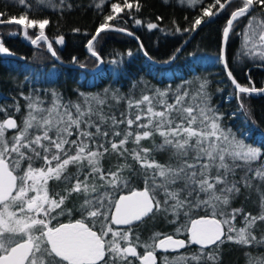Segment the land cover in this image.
<instances>
[{"label": "snow or ice", "instance_id": "obj_1", "mask_svg": "<svg viewBox=\"0 0 264 264\" xmlns=\"http://www.w3.org/2000/svg\"><path fill=\"white\" fill-rule=\"evenodd\" d=\"M14 2L26 11L19 16L0 11V25L17 26L10 35L22 34L35 47L43 42L51 57L60 59L45 34L50 20L30 17L73 5ZM104 3L99 0L95 7ZM187 4L201 5L200 14L175 32H196L226 15L218 59L234 86L238 111L251 118L246 101L264 95V88L251 77L249 86L237 81L226 48L238 36L234 61L243 56L264 66V0ZM133 8L141 11L139 0L111 3L86 45L97 62L103 63L94 45L101 34L134 35L110 23L123 19L121 13L134 19ZM146 27L151 31L158 24ZM29 29L39 30L34 38ZM55 44L63 45L64 37H55ZM0 54L14 55L3 42ZM189 75L175 89L136 91L133 84L126 94L106 88L80 92L76 100L33 89L0 104V264H158L157 252L165 253L164 264H223L226 244L240 249L246 264H264V137L260 146L246 142L244 133L224 123L208 81ZM249 201L258 205L256 214L234 206ZM157 221L173 225V234L156 230L142 239V228Z\"/></svg>", "mask_w": 264, "mask_h": 264}, {"label": "trees", "instance_id": "obj_2", "mask_svg": "<svg viewBox=\"0 0 264 264\" xmlns=\"http://www.w3.org/2000/svg\"><path fill=\"white\" fill-rule=\"evenodd\" d=\"M65 2L72 4L73 7L65 8L63 11L49 8L42 14L30 18L46 17L50 20L45 34L57 50L59 60L69 66L64 67L54 60L42 42L39 47L19 42L21 51L19 53L14 51L24 58L23 61L0 59V104L11 103L20 91L27 93L33 89L39 90L42 96L45 90L49 93L51 90H56L65 100H76L80 92L103 93L106 88L118 89L121 94H126L133 90V84L138 86L136 91L149 88L175 89L184 80L191 79L189 73L194 72L196 76L208 81L212 102L224 114V123L238 134L244 133L246 142L260 146L264 137V95L254 94L247 99L251 118L238 111L234 86L218 59L222 43L221 31L226 15L201 25L178 58L171 65L162 66L166 60L175 55L176 49L180 48L193 33L175 32V28L189 27L192 19L200 14L201 5L189 7L187 0L183 3L181 0H139L141 11L135 12V9H132L134 19L121 13L123 19L110 22L127 28L134 34L133 36L109 31L101 34V37L94 42L103 61L99 67L100 63L87 52L86 45L91 35L95 33L96 27L102 23L103 16L110 13L111 3L117 0H105L101 9L95 7L99 0H65ZM0 11L6 12L9 16H19L26 9L16 4L14 0H0ZM157 16L162 19L157 20ZM135 19H140L142 24L136 25ZM173 21L176 23L174 24ZM150 22L158 24V28L149 31L146 25ZM75 28L80 31L74 32ZM242 28L243 24H240L236 31H241ZM28 31L34 38L33 31ZM60 35L64 37L63 45L55 44V37ZM141 44L143 50H141ZM5 46L13 49L9 44ZM239 47L240 37L233 36L226 48V58L233 75L243 86H249L248 80L251 77L257 88H264L262 62L243 56L238 61H234L233 58L238 55ZM129 52L132 53L130 56ZM145 52L148 53L147 56L144 55ZM74 57L75 61H73ZM113 61L120 63H113ZM21 103L24 102L21 101ZM112 163H115V160ZM104 164L106 167L109 166L107 159ZM234 206H243L246 211L253 214L258 212L251 201L243 205L236 202ZM156 230L173 234L174 226L166 221L150 223L142 228V239H147ZM224 247H228V250L237 248L235 245L228 244ZM192 248L196 246L193 245ZM138 250L143 252V249ZM184 251L181 250V252ZM171 254L167 255L170 257ZM157 256L158 264H164L165 253L157 252ZM136 264L139 262L137 261Z\"/></svg>", "mask_w": 264, "mask_h": 264}, {"label": "rangeland", "instance_id": "obj_3", "mask_svg": "<svg viewBox=\"0 0 264 264\" xmlns=\"http://www.w3.org/2000/svg\"><path fill=\"white\" fill-rule=\"evenodd\" d=\"M29 30L33 31L34 36L39 31L38 29H29ZM27 41L29 42V40H27ZM254 199H255V197H253V200ZM252 204L254 205L255 203L252 202ZM255 207L258 209L257 204H255ZM228 245H231V244H228ZM224 248H225V251L223 254V264H246V257L244 256L243 252L240 249L234 248L233 250H230V249L228 250V247H224ZM259 251H260V249L254 250L253 254H258ZM172 255L174 256V253H172L171 256Z\"/></svg>", "mask_w": 264, "mask_h": 264}, {"label": "flooded vegetation", "instance_id": "obj_4", "mask_svg": "<svg viewBox=\"0 0 264 264\" xmlns=\"http://www.w3.org/2000/svg\"><path fill=\"white\" fill-rule=\"evenodd\" d=\"M9 26V25H0V42H3L4 44H9L10 46H12L13 49H9L12 53H14L15 55H17V53H19V51H21V45L19 44V42H22V34L20 35H16V36H12L10 35V31L11 30H15L17 26L15 25H12L10 26L11 28L7 29L6 27ZM17 52H15V51ZM19 56V55H17ZM0 59H4V58H1Z\"/></svg>", "mask_w": 264, "mask_h": 264}, {"label": "water", "instance_id": "obj_5", "mask_svg": "<svg viewBox=\"0 0 264 264\" xmlns=\"http://www.w3.org/2000/svg\"><path fill=\"white\" fill-rule=\"evenodd\" d=\"M207 23V22H206ZM206 23H203V24H206ZM202 24V25H203ZM195 32H193L192 34H191V36L181 45V47H180V49H181V51L180 52H176L175 53V56L178 58V56L180 55V53L183 51V49L187 46V44L189 43V41H190V39L192 38V36H193V34H194ZM21 39H22V41L25 43V44H28L29 46H32V44L31 43H29L26 39H24V37H23V35H22V37H21ZM87 52H88V50H87ZM89 53V52H88ZM14 54V53H13ZM0 57L1 58H7V59H15V60H19V61H23L24 60V58L23 57H20V56H17V55H11V56H8V55H3V54H0ZM176 58V59H177ZM175 59V60H176ZM54 60H56V59H54ZM174 60V61H175ZM60 65H62V66H64V67H68L69 65H67V64H65V63H63L62 61H60L59 59L58 60H56ZM174 61H172L171 63H165V64H163L162 66H168V65H171ZM101 65H102V63H100V65H99V67H101ZM98 67V68H99ZM222 67H223V64H222ZM223 69H224V67H223ZM225 71V70H224ZM226 73V72H225ZM226 75H227V73H226Z\"/></svg>", "mask_w": 264, "mask_h": 264}]
</instances>
